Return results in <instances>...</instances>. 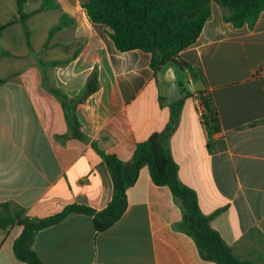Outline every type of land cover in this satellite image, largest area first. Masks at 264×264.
Wrapping results in <instances>:
<instances>
[{
  "label": "crops",
  "instance_id": "obj_1",
  "mask_svg": "<svg viewBox=\"0 0 264 264\" xmlns=\"http://www.w3.org/2000/svg\"><path fill=\"white\" fill-rule=\"evenodd\" d=\"M56 1L67 14L80 0ZM27 3L24 11L35 9ZM223 14L212 2L196 41L179 53L200 77L171 66L176 83L179 69L189 87L177 84L183 105L167 144L179 179L195 191L201 211L213 215L211 226L239 258L264 264V9L251 26H234ZM17 16L16 0H0V24ZM68 17L70 25L53 36L68 33L70 46L80 40L75 57H33L52 45L57 50L60 41L47 46V37L36 48L29 27L31 52L19 21L0 36V78H7L0 84V203L20 206L30 218L70 204L105 208L113 181L99 150L128 161L137 143L163 131L170 118L168 67L156 73L150 53L119 51L110 30L85 10ZM95 68L99 87L77 103L76 125L48 88L76 97ZM199 91L210 98L217 132L207 130L197 110ZM126 194L124 212L103 231L84 213L39 229L32 247L43 264H217L175 229L181 205L168 186L153 182L147 166ZM22 229L0 228V264H26L13 251Z\"/></svg>",
  "mask_w": 264,
  "mask_h": 264
},
{
  "label": "trees",
  "instance_id": "obj_2",
  "mask_svg": "<svg viewBox=\"0 0 264 264\" xmlns=\"http://www.w3.org/2000/svg\"><path fill=\"white\" fill-rule=\"evenodd\" d=\"M27 1L16 0L18 16L6 24H0V36L7 25L19 21L23 25L27 45L33 52L27 19L37 12L60 9V5L56 0H40L37 8L26 12L24 5ZM212 2L222 6L224 20L237 27L244 24L253 25L264 9V0H80L81 7L90 21L103 24L110 30L108 34L119 51L139 49L150 53V66L156 73L174 66L192 78L200 77L199 70L181 60L179 53L196 41L210 16ZM71 21L66 12H61L60 22L51 26L48 39L54 32L68 26ZM63 62L65 61L53 60L49 63L53 65ZM6 80L7 78H0V84ZM98 87V73L95 68L76 97H68L57 87H49L48 90L62 100L67 115L78 125L77 103L95 92ZM198 96L205 108L202 118L207 130L210 133L217 132V114L211 106L207 92L199 91ZM182 105V98L169 103L170 118L164 130L152 133L147 139L137 143L130 160L124 161L115 154L99 150L113 181V196L105 208L95 210L85 205L70 204L56 214L30 218L20 206L10 202L0 203V228L7 230L15 224L23 226L13 243L15 257L26 264H43L32 247L36 232L73 213L93 216L98 232L109 228L126 208L127 189L136 182L141 168L147 166L153 182L156 185L168 186L180 203L182 217L174 227L193 239L202 259L217 264H254L235 255L232 247L211 226L213 215H205L201 211L195 191L178 177V165L169 151L167 139L178 124ZM262 121L264 122V119Z\"/></svg>",
  "mask_w": 264,
  "mask_h": 264
},
{
  "label": "rangeland",
  "instance_id": "obj_3",
  "mask_svg": "<svg viewBox=\"0 0 264 264\" xmlns=\"http://www.w3.org/2000/svg\"><path fill=\"white\" fill-rule=\"evenodd\" d=\"M38 3H40V0H29L26 5V9L27 10L34 9L36 8ZM71 5L74 8L71 6L70 8H67L68 9L67 16L72 15L73 12L77 16L78 15L81 16V11L84 12V9L81 7L80 1L72 3ZM65 8L64 7L61 8L60 6V9H49L43 11L42 13L37 12L39 14L35 13L36 15L33 14L34 16L29 20V27L33 29L32 31L34 33L32 34L31 37H32V42L36 48L40 47L46 41L50 27L60 21L59 20L60 13L65 12ZM55 38L60 41V42L58 41L60 43V46L58 47L57 50L52 49L53 45L52 46L50 45L51 48H48L46 50L41 49L38 52L34 51V54L32 53V56L35 58H39L40 60L48 57L51 58L66 57V56L70 57L73 53L76 52V49L80 47V40L75 41L72 46L69 45L70 35L68 33L61 35V37H55L52 35L50 41H48L46 45L49 46V44L55 42ZM59 48H61V50ZM177 84L181 90L182 88L188 89L189 87L184 73H181L179 69L177 70Z\"/></svg>",
  "mask_w": 264,
  "mask_h": 264
},
{
  "label": "water",
  "instance_id": "obj_4",
  "mask_svg": "<svg viewBox=\"0 0 264 264\" xmlns=\"http://www.w3.org/2000/svg\"><path fill=\"white\" fill-rule=\"evenodd\" d=\"M166 80L169 83L168 87V98L170 101H175L181 97L178 91V86L176 83V76L173 67H168L166 72Z\"/></svg>",
  "mask_w": 264,
  "mask_h": 264
},
{
  "label": "built area",
  "instance_id": "obj_5",
  "mask_svg": "<svg viewBox=\"0 0 264 264\" xmlns=\"http://www.w3.org/2000/svg\"><path fill=\"white\" fill-rule=\"evenodd\" d=\"M197 110H198V112H199V114H200V116L202 118V114L205 111V108H204L203 104L201 103V101L199 100V96L198 95H197ZM202 120H203V118H202Z\"/></svg>",
  "mask_w": 264,
  "mask_h": 264
}]
</instances>
